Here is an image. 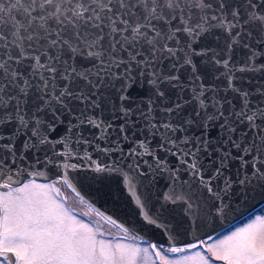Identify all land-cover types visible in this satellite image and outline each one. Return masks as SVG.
Listing matches in <instances>:
<instances>
[{"label": "snow or ice", "instance_id": "snow-or-ice-1", "mask_svg": "<svg viewBox=\"0 0 264 264\" xmlns=\"http://www.w3.org/2000/svg\"><path fill=\"white\" fill-rule=\"evenodd\" d=\"M261 203L264 0H0V264H264Z\"/></svg>", "mask_w": 264, "mask_h": 264}, {"label": "flooded vegetation", "instance_id": "flooded-vegetation-1", "mask_svg": "<svg viewBox=\"0 0 264 264\" xmlns=\"http://www.w3.org/2000/svg\"><path fill=\"white\" fill-rule=\"evenodd\" d=\"M72 206H73V210L78 214L79 218L83 219L85 222L91 221L93 226L98 227L101 230L105 231L106 235H109L111 237L123 236V233H121L119 231V229H117L114 225L108 224L102 218L98 217L94 210L89 211L88 207L80 205L78 202H75V201L72 202ZM85 213H87V215H84ZM261 214H264V208L254 212L252 215H250L245 220H243V221L239 222L238 224L216 234L215 236L222 238L225 234H230V232L232 230H235V229L243 226L247 222H249L250 218H254L255 215H261ZM151 259H152V257L150 255L147 257H144L142 260V264H151Z\"/></svg>", "mask_w": 264, "mask_h": 264}, {"label": "water", "instance_id": "water-1", "mask_svg": "<svg viewBox=\"0 0 264 264\" xmlns=\"http://www.w3.org/2000/svg\"><path fill=\"white\" fill-rule=\"evenodd\" d=\"M92 199H95V198H92ZM121 203H122V205L124 203V198L123 197H121ZM263 205H264V203L259 204L257 207H255L253 209L252 213L257 211ZM95 207L97 209H99L100 211L105 212L106 214H113V218H117L118 217V222L131 223V221H132V217L131 216H125L123 213L114 214L113 213V205H112V201L111 200H108L106 202L104 198H100L99 200L96 201ZM248 216L249 215H244V216H239V217H229L227 220L221 221L219 224H217L216 231L213 233V235H216V234L228 229L229 227L237 224L238 222L242 221L243 219H245ZM195 238L196 237L194 235H188L186 237H181L179 242L181 244H184V243H187L189 241L194 240ZM152 239H153L154 242L156 240H161L162 241L164 239V237L160 236L159 234H154L152 236Z\"/></svg>", "mask_w": 264, "mask_h": 264}, {"label": "rangeland", "instance_id": "rangeland-1", "mask_svg": "<svg viewBox=\"0 0 264 264\" xmlns=\"http://www.w3.org/2000/svg\"><path fill=\"white\" fill-rule=\"evenodd\" d=\"M75 205V204H74Z\"/></svg>", "mask_w": 264, "mask_h": 264}]
</instances>
